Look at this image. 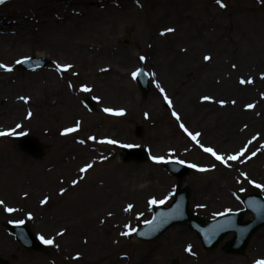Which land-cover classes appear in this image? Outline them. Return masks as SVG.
Instances as JSON below:
<instances>
[{
  "label": "rangeland",
  "instance_id": "374dc122",
  "mask_svg": "<svg viewBox=\"0 0 264 264\" xmlns=\"http://www.w3.org/2000/svg\"><path fill=\"white\" fill-rule=\"evenodd\" d=\"M21 1L17 5L9 4V1L0 5V26H13L17 24L16 21L26 20L35 36L42 33L43 26L49 27L39 21L41 18H46L44 22L47 23L56 14L62 22L64 18L74 15L75 11L85 14L87 6L93 4V0H42L38 5L36 0ZM117 1L100 10L105 16L95 29L84 32V35H78L71 41L81 47L88 46L91 50L96 46H110L108 53L100 52L95 59L98 64L111 69L101 77L105 85L98 90H80V84L86 78L77 73L80 65L78 58L69 59L68 53L62 52L61 45L68 40L61 35H52L44 43L33 38L16 48L17 54L20 51L22 55L21 59L41 56L51 61L45 69L34 71L40 83L44 81L47 84L52 79L50 75H53L65 81L69 88H52L47 92L40 89L42 103L35 108L37 117L30 122L24 120L20 128L14 129L15 135L0 136V200L4 201L0 205V256L10 259V255L15 254L17 258L12 264H143L142 261L144 264H172L174 257L180 258V264H255L256 260L264 259V228L254 234L245 255L227 254L221 245L213 252H204L196 234L180 226L174 227L153 244L141 245L132 239L133 228L152 216L156 203H150L151 200L155 199L157 203L163 201L164 204L171 202L176 180L157 161L125 166L119 161L116 145L124 143L144 146L151 150L154 157L188 160L196 165L194 172L186 177V184L192 189L191 209L210 218L222 211L239 209V199L254 188L241 176L242 172L247 174L248 179L260 183L263 181L264 184L262 175L254 174L248 168L249 163L255 160L256 164L263 153L264 128L260 131L258 129L256 139L252 140L261 141L262 145L258 155L249 159L248 164L242 162L241 158L225 165L205 152L201 145L212 148L225 158L245 148L249 134L236 143L229 144L228 133L233 128L228 121L235 120H227L226 115L232 111L229 108L233 106L237 111L254 110V100L243 99L238 104L231 105L230 97L233 93L220 96L218 92L206 88L200 91L213 98L210 102L213 106L210 109L212 113L209 114L208 110L204 112L207 108L199 102L193 105L188 101L189 96H195L199 91L192 88L193 83L189 82H196L200 75L191 80L192 77L183 74L171 76L166 70L158 71L164 64L163 60L162 63L159 60L156 66L150 62L147 44L151 35L158 27L170 25L173 19H165L167 12L158 6L152 11L148 5L150 0H131L136 4L133 6L135 10L139 12L129 13L125 12L121 3L124 0ZM176 2L180 7L178 10L186 9L183 7L185 0ZM223 2L231 10L229 12L233 21L236 20L238 24V28H232L231 32L235 37V44L238 40L247 48L246 37L250 35L248 24L255 21L254 15H250L248 24L238 21L237 17L241 19L240 16L248 12H238L237 9L243 3H238L237 0ZM162 5L170 6V3L165 1ZM215 6L219 7L216 2ZM198 10L202 14L196 16L197 23L205 16L201 9ZM79 13L77 17L86 22V17ZM192 14L194 16L193 11ZM220 14L229 16V13ZM204 22L207 20H202ZM213 25L215 23L212 22L214 28ZM50 26L54 25L50 23ZM214 34L220 43L228 45L222 39L223 34L219 31ZM124 38L130 39L129 46L122 44L121 40ZM180 40L177 49L191 42V36L189 40ZM190 48L199 51L197 60L201 59L202 53L214 51L204 44L192 43ZM5 55L0 52V63L11 62V57ZM142 56L146 57L143 61L151 82L147 98L142 97L132 77ZM154 56L158 57L156 54ZM66 61H74L75 66L65 73L57 71L56 65L63 66ZM234 63L231 60L229 67L233 68ZM9 66L16 76L33 72L21 70L15 62ZM2 71L1 69L0 72ZM223 75L221 73L220 77ZM157 83L164 89L163 93L156 87ZM165 95L171 100V106L165 101ZM87 97L98 98L94 99L97 104L94 111L85 106ZM217 97L226 98L228 102L222 107L214 100ZM249 103L254 105L252 109L245 107ZM105 108L113 109L114 113L123 110L124 115L106 113L103 111ZM196 110L199 112L196 113ZM173 111L180 116V120L172 115ZM145 113L148 114L147 118ZM256 113L259 114L258 110ZM5 118L0 117V128L2 123L4 127L10 126L6 124ZM207 119L214 121L217 128L212 127V124L208 126ZM77 121L80 122L77 132L61 135L64 129L74 127ZM181 123L193 134H201L197 137L199 143L181 129ZM139 126L143 132L141 137L135 135ZM234 126L240 133L247 123L238 120ZM208 130H218L219 134L214 137L206 132ZM20 133H31L44 141L47 148L45 155L34 159L19 151L16 136ZM89 137L95 139H88ZM80 140L85 143H79ZM108 140H115L117 143L110 144L107 143ZM256 147L257 145L247 149L244 156L253 152ZM86 164H92L93 167L86 173H81L80 168ZM200 168L208 170L200 171ZM73 180H77L78 184L73 185ZM61 188L65 190L63 195L60 194ZM260 190L264 194V188ZM45 197L49 198L48 203L42 205L40 201ZM129 205H132L131 210H126ZM5 207L18 211L8 213L4 211ZM12 221H26L39 237L52 239L54 243L48 245V255L26 251L18 245L5 230V225ZM124 232L130 234L122 235ZM189 246L192 248L191 252L186 251Z\"/></svg>",
  "mask_w": 264,
  "mask_h": 264
},
{
  "label": "bare ground",
  "instance_id": "6f19581e",
  "mask_svg": "<svg viewBox=\"0 0 264 264\" xmlns=\"http://www.w3.org/2000/svg\"><path fill=\"white\" fill-rule=\"evenodd\" d=\"M42 0H36L37 5L40 4ZM169 2L170 6L162 5L163 2ZM238 3H243V6L238 10L248 11L247 14H244L241 19L246 24L247 21L251 18L250 15H254L255 21L251 24H248L250 35L246 37V46H242L241 42L237 40L235 44V37L232 36V28H238L236 20L233 21L232 16H230L231 10L227 8H219L215 6L214 0H185V10H178L180 7L176 4V0H150L148 5L151 6L152 11L159 8H163L166 13L165 19H173L170 25L165 27H158L155 29L153 34L148 41L147 48L150 52L151 60L155 66L159 63V60L164 64L162 68L158 71L166 70L169 75L174 76L175 74L187 75L190 78L195 79V76L200 75L196 82L191 86L195 90L199 91L195 96L193 95L189 98V102L193 105L198 103L207 108L204 112L212 113L210 110V102L205 103L206 101L202 100V97L205 96L204 93H201L200 90H205L209 88L214 90L215 93L218 92V95L221 94L233 93L231 94L232 99L236 101L235 104H238L241 100L253 99L255 104V111H245V109L235 110L233 107L229 108L230 111L226 115V119L235 120V122H229L232 125L233 129H230L228 133L230 136L229 144L232 145L242 139L244 136L249 137L246 139L247 143L244 149H250L253 146H256L253 152L258 155L262 142L256 140L252 142L253 139H256V134L261 129L264 128V79H261V74H264V2L262 0H237ZM117 0H93L91 6H87L86 13L80 14L75 11L74 15L63 19L61 22L56 14H53L54 18L51 21L46 22V18H41L39 21L47 24L49 27L42 28V33L35 36L30 30V23L26 20L16 21L13 26H0V52L9 55L11 57V62H6V65H10L20 58V51H16L17 47L30 42L33 38H38V42L43 41V43L52 35H61L62 38L68 40L61 45L62 52L64 54L68 53L69 59L78 58V63L80 64L77 69V73L86 78L80 85H87L92 90H98L101 86H104V82L101 81V77L105 75L110 67H105L102 64H98L95 60L99 57L98 53H108L110 46L101 45L94 47L91 50L90 47H81L77 44H74L72 41L73 38L84 35V32H88L96 28L98 23H101L102 18L105 16L100 10L108 8L109 6L116 4ZM17 5L22 3L21 0H11L9 4ZM125 7V12H135V2L131 0H124L121 2ZM134 6V7H133ZM198 9H201L205 16L202 17L199 23L196 22V16L202 14ZM56 10V9H55ZM194 12V16L192 14ZM79 15L86 17V22H82ZM220 13H229V16L221 15ZM218 19H217V18ZM57 19V20H56ZM259 19V20H256ZM202 20H207V22L202 23ZM45 21V22H44ZM212 22L215 23L214 28L212 27ZM4 23V22H3ZM50 23L54 26H50ZM173 28L175 31L161 35L162 32H165L166 29ZM191 29H194L192 31ZM216 31H219L220 34H223L222 39H224L228 45L220 43L218 37L214 34ZM191 36V42H188L185 47L178 48V41L189 40ZM243 36V35H242ZM44 39V40H43ZM252 41V42H247ZM196 43L198 45L206 46L207 48H213V53H202L201 59L197 60L199 51L191 49V44ZM67 44V45H66ZM91 54H90V53ZM96 52V54H95ZM158 57L154 56V54ZM101 54V53H100ZM204 56H210L209 61H205ZM72 57V58H71ZM153 58V59H152ZM231 60L235 61V68L229 67V62ZM196 61V62H195ZM65 64H71L75 66L74 61H66ZM101 69H108L107 71H101ZM14 72H0V117L5 116L6 124H10L8 127H4L2 123L0 132H7L16 129V125H22L24 120L32 121L37 117L35 108L42 103V96L40 95L41 90L47 92L49 89L61 90L63 88H69L67 83L62 79L55 78L53 75L50 77L52 79L47 81V84L42 81H38L37 73L27 72L23 75H15ZM224 73L222 78L220 74ZM214 75V76H213ZM243 77L245 79L251 78L254 83L240 85L239 80ZM236 79V83H235ZM185 78H183V81ZM186 81V80H185ZM216 82V83H215ZM41 89V90H40ZM185 91V90H184ZM194 92V91H193ZM24 96L28 97V102L20 100L19 97ZM215 101L228 100L217 97ZM205 103V104H204ZM190 104V103H188ZM231 105H234L231 103ZM192 106V105H191ZM218 107L215 109L217 110ZM258 110L259 114L256 113ZM32 113V116L28 117V112ZM199 112L196 110V113ZM254 112V113H253ZM188 113V111H187ZM257 115V116H256ZM252 116V117H251ZM260 117V118H259ZM262 118V120H261ZM36 120V119H35ZM38 120V119H37ZM36 120V121H37ZM238 120H244L247 123L245 129L239 133L240 130H235L234 124ZM1 121V120H0ZM5 122V120H3ZM207 124H212V127H216V124L212 120L207 119ZM3 126V127H2ZM219 130V129H218ZM206 131L212 134L214 137L219 134V131ZM251 141V143H249ZM261 157L250 163L248 160H252L256 157L252 156L253 152H250L247 156L242 157L241 161L244 163H249V169L254 174L262 175L264 178V149ZM263 169V170H262ZM144 264V261H142Z\"/></svg>",
  "mask_w": 264,
  "mask_h": 264
},
{
  "label": "water",
  "instance_id": "95a60500",
  "mask_svg": "<svg viewBox=\"0 0 264 264\" xmlns=\"http://www.w3.org/2000/svg\"><path fill=\"white\" fill-rule=\"evenodd\" d=\"M129 44V41H124ZM43 59H29L21 63L20 67L36 68L46 64ZM138 75L139 85L144 96L147 95L149 84L147 75L142 66ZM90 103V102H89ZM90 106L93 103H90ZM139 135L141 132L138 133ZM20 148L27 154L37 158L42 157L44 153V145L39 139L33 136H23L20 138ZM120 157L123 162H146L149 159L148 152L140 148L122 147L120 149ZM167 169L178 178L177 194L175 200L169 207L157 206L154 211V217L151 221L146 222L135 230V237L141 243L153 242L159 239L171 226L176 224L187 225L191 230H195L202 241L204 249L211 251L215 249L230 232H234V237L224 244V250L229 253L242 254L245 252L247 243L252 234L264 225V200L258 196L257 200L250 202L247 199V210H251L256 214V218L244 221L243 215L245 211L225 213L212 220H204L201 217L190 213L189 197L190 188H182L186 175L189 174V168L177 164L176 162H167ZM10 230L18 237L22 245L27 249L45 251L44 246L39 244L36 237L32 234L28 225H10ZM0 264H10L7 260L0 258ZM174 264H178L175 261Z\"/></svg>",
  "mask_w": 264,
  "mask_h": 264
},
{
  "label": "snow or ice",
  "instance_id": "6c2138e0",
  "mask_svg": "<svg viewBox=\"0 0 264 264\" xmlns=\"http://www.w3.org/2000/svg\"><path fill=\"white\" fill-rule=\"evenodd\" d=\"M215 2H216V4H218L219 7H221V8H226V7H227V5L223 2V0H215ZM262 2H264V0H262ZM4 3H5V0H0V4H4ZM173 31H175V29H173V28H168V29L165 30V32H162L161 35H164V34H166V33L173 32ZM27 59H28V58H25L24 60H16L15 63L20 64V63L25 62V60H27ZM140 59L143 61V60L146 59V57H143V56H142V57H140ZM203 59H204L205 61H209V60L211 59V57H210V56H204ZM72 67H73V66H72L71 64H65V65H63V66H61L60 64H57V65H56L57 71H67V70L71 69ZM232 67L235 68L236 65L233 64ZM0 69L4 70V71H6V72H12V71H13V69H12L11 66L6 65V64H4V63H0ZM107 70H108V69H101V71H107ZM139 74H140L139 70H137V72H133V73H132V77H133V79H135ZM153 75H154V74H153ZM260 78H261V79H264V74H261V77H260ZM239 83H240V85H245V84H252V83H254V81H253V79H251V78L245 79V78L241 77L240 80H239ZM156 87L161 91V93L164 92V89L160 86V84L157 83V84H156ZM80 90H81L82 92H91V91H92V89L89 88L87 85H83V86H81V89H80ZM19 99L22 100V101H24L25 103H27L29 98H28V97L21 96V97H19ZM94 99H98V98H95V97H94ZM164 99H165V101L168 102L169 106H171V103H172V102H171V100H169V98H168L167 95L164 96ZM202 100H203V101H206V102H211V101L213 100V98L210 97V96L205 95V96L202 97ZM218 103L223 107L227 102L224 101V100H220V101H218ZM231 103H232V104H235L236 101L233 100ZM245 107H246L247 109H252V108L254 107V105L251 104V103H249V104H247ZM103 111L106 112V113L115 114V115H124L123 110H120V111L114 113V112H113V109H111V108H105V109H103ZM147 115H148V114L145 113V117H146V118H147ZM172 115H173L177 120H180V116H179L175 111L172 112ZM31 116H32V113L29 111V112H28V117L30 118ZM20 127H21V125H19V124L16 125V128H20ZM180 127H181V129L184 130V132H186V133L188 134L189 137H191L192 140L197 141V143H199V141L197 140V137L201 135L200 133H195V134H193L192 132H190V131L185 127V125H184L183 123L180 124ZM245 127H246V126H245ZM79 128H80V122L77 121L74 127H69V128L64 129L63 132L61 133V135H67V134H70V133L77 132V131L79 130ZM15 134H16L15 130L7 131V132H0V136H11V135H15ZM88 139H93V140H94L95 138H94V137H89ZM79 143L84 144L85 141H84V140H80ZM107 143L115 144V143H117V142H116L115 140H108ZM249 143H251V141H249ZM126 147H132V145H126ZM201 147H203V149H204L205 152L210 153L212 156H214V157L216 158V160L220 161L222 164H225V165H227L229 161H237V160H240V159L245 155V152L247 151V149H241V151H240L239 153L234 154V155H229V156H227V157L225 158V157L222 156V155H218V154L216 153V151H214V150H213L212 148H210V147H204L203 145H201ZM255 155H256V153L253 152V153H252V156H255ZM153 159L156 160L157 162H159V161L162 160L163 158L153 157ZM178 163H184V161H178ZM92 167H93L92 164H86L84 167L80 168L79 171H80L81 173H86V172H87L89 169H91ZM190 167L196 168L197 166H196V165H190ZM199 170H200V171H207L208 169L200 168ZM241 176H243V177L245 178V180H246L248 183L254 184L255 187H257V188H264V185L258 184V183H256L255 181H252V180L248 179L246 173H243V172H242V173H241ZM72 184H73V185H76V184H78V181H77V180H73V181H72ZM64 192H65V190H64L63 188H61V190H60V194L63 195ZM25 196H27V193H25ZM48 199H49L48 197H45L44 199H42V200L40 201V203H41L42 205L47 204V203H48ZM150 203L155 204V203H157V201H156L155 199H153V200L150 201ZM160 203H163V201H160ZM3 204H4V201L0 200V205H3ZM131 208H132V205H129L128 208H127L126 210H131ZM4 211H6V212H8V213H13V212H15V211H18V209L11 208V207H5V208H4ZM109 215H111V214H109ZM29 218H31V214H29ZM21 223H22V221H21ZM121 234L127 236V235H129L130 233H128V232H124V233H121ZM58 235H62V233H58ZM40 239H41V241H42L44 244H46V245H52V244L54 243V241H53L52 239H45L43 236H41ZM186 251L191 252V251H192L191 246H189V247L186 249ZM76 258L78 259L79 257L77 256ZM255 264H264V259H258V260H256V261H255Z\"/></svg>",
  "mask_w": 264,
  "mask_h": 264
}]
</instances>
